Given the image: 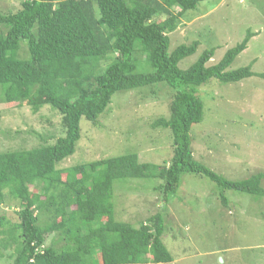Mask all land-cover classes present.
I'll return each mask as SVG.
<instances>
[{
	"label": "trees",
	"instance_id": "obj_1",
	"mask_svg": "<svg viewBox=\"0 0 264 264\" xmlns=\"http://www.w3.org/2000/svg\"><path fill=\"white\" fill-rule=\"evenodd\" d=\"M203 1L24 0L18 11L0 12L1 101L29 102L34 113L48 106L64 131L53 144L0 152V204L9 199L18 208L13 228L4 229L0 217V249L12 251L8 264L172 262L162 241V212L137 226L115 219L112 188L118 180H161L154 190L164 203L175 197L185 174L214 183L225 205V191L264 197L262 174L229 181L193 158L190 130L203 116L198 88L210 79L237 83L254 75L249 65L227 70L247 48L250 32L215 65H207L214 49H206L179 69L199 43L169 51V34ZM21 43L28 58L18 55ZM159 84L172 90L169 117L152 125L171 131L167 164H143L127 154L58 167L74 155L82 118L95 125L114 94L145 88L155 94L152 86Z\"/></svg>",
	"mask_w": 264,
	"mask_h": 264
},
{
	"label": "rangeland",
	"instance_id": "obj_2",
	"mask_svg": "<svg viewBox=\"0 0 264 264\" xmlns=\"http://www.w3.org/2000/svg\"><path fill=\"white\" fill-rule=\"evenodd\" d=\"M22 1L0 0V12H16ZM247 32L252 34L247 48L227 70L249 65L254 75L237 83L210 79L198 88L203 116L190 130L191 150L196 161L229 181L262 174L264 191V0L199 3L169 34V51L197 41L196 52L182 60L179 69L189 68L206 49H214L207 65H215ZM18 55L29 57L24 43ZM152 88L155 94L148 88L114 94L95 125L82 118L74 155L58 167L127 154L136 155L143 164H167L173 151L171 131L152 125L169 117L172 90L163 84ZM1 97L0 87V152L53 144L64 135L60 116L48 106L34 113L29 102L7 104ZM161 183L157 179L115 181L112 203L115 219L133 226L163 213L162 241L173 258L166 264H264V197L225 191V205L214 183L185 174L175 197L164 203L154 190ZM17 211L14 201L0 204L4 229L16 225ZM10 252L0 249V264L10 263Z\"/></svg>",
	"mask_w": 264,
	"mask_h": 264
}]
</instances>
